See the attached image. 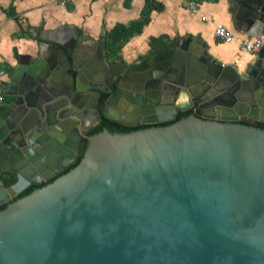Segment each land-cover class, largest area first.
I'll use <instances>...</instances> for the list:
<instances>
[{
	"label": "water",
	"instance_id": "1",
	"mask_svg": "<svg viewBox=\"0 0 264 264\" xmlns=\"http://www.w3.org/2000/svg\"><path fill=\"white\" fill-rule=\"evenodd\" d=\"M233 4L231 25L264 38V0ZM103 39L82 62L43 42L44 69L40 43L38 57L14 52L0 264H264V41L239 71L202 45L191 56L195 38L129 65L110 61ZM101 117L126 126L87 127Z\"/></svg>",
	"mask_w": 264,
	"mask_h": 264
},
{
	"label": "crops",
	"instance_id": "2",
	"mask_svg": "<svg viewBox=\"0 0 264 264\" xmlns=\"http://www.w3.org/2000/svg\"><path fill=\"white\" fill-rule=\"evenodd\" d=\"M10 3L14 7L17 21L6 16L0 9V59L7 74L16 64L14 52L28 54L33 58L38 57L36 52L38 43L41 45L40 53L42 54L40 56L42 62L39 66L42 69L48 66L50 48L43 46V42L58 46L61 44L73 46L76 58L82 62L86 52L100 47L97 42L99 36L104 37V33L116 22L127 23L138 19L146 5L150 6L147 22L120 48L119 55L125 64L129 65L148 53L160 51L151 50L148 44L150 37L159 35L166 37L161 39L162 41H171V45L167 48L172 46L176 38H179L180 45L187 40L184 48L188 46L192 38H195L191 56H197L196 52L202 45L206 53L219 63L230 62L237 57L240 62L239 71L253 61V56L238 52L236 40L221 42L213 35L214 25L221 23L231 30L234 36L245 37L240 29L231 25L230 16L232 14L235 16L240 11L239 5H234L233 0H200V12H211L210 18L206 21H201L197 14L185 10L177 0H71L65 6L57 5L54 0H0V7L5 8ZM19 25L25 30L22 35L18 34ZM29 27L31 31L28 30ZM103 42L105 49V37ZM7 77L8 75H6L5 83ZM157 101L170 102L171 98L158 94ZM109 109L114 110V107L110 106ZM127 114L134 115L127 112L124 116ZM62 141L59 145H62ZM22 157L25 158V156ZM3 161L7 160L1 159L0 164H4ZM27 161L25 159L23 163ZM10 175L15 178L13 168L0 167L2 180Z\"/></svg>",
	"mask_w": 264,
	"mask_h": 264
},
{
	"label": "trees",
	"instance_id": "3",
	"mask_svg": "<svg viewBox=\"0 0 264 264\" xmlns=\"http://www.w3.org/2000/svg\"><path fill=\"white\" fill-rule=\"evenodd\" d=\"M206 1H216V0H206ZM0 9L5 13L6 16L14 19L15 21L18 20V18L16 16V13L14 12V7L12 6L11 3L9 5H7V7H5V8H1L0 7ZM149 11H150V6L146 5L144 7V9H142L140 17L138 19L130 20L127 23L116 22L109 30H107L104 33L105 50H106L107 57L112 59L111 61H121V57L119 55L120 48L128 40V38L131 35H133L134 33L139 32L141 30L142 25L144 23H146L147 20H148L147 15H148ZM24 33H25V30L22 29L21 25H19V33L18 34L22 35ZM163 38H166V37H164V35H159L157 37H150L149 40H148V44H149L150 49L151 50H156V49L157 50H161V49H165L168 46H170L171 45V41H167V40L162 41L161 39H163ZM186 45H187V40L182 42L181 47L184 48ZM105 96H106V94H103L100 99H103ZM104 120H108L110 122L119 124V123H117L115 121H112V120H109V119H106V118H103V117L100 118V122L101 123ZM172 120H169V121H172ZM163 122H165V121H163ZM120 125H123V124H120ZM138 125H145V124H138ZM123 126H126V125H123ZM258 126L261 127V128H264V124L263 123H258ZM73 163H71L69 166H71ZM69 166H67L66 168H68ZM52 177H54V176H52ZM52 177H50V178H52ZM49 179H47V180H49ZM3 181H4L5 184H9V183L14 181V176L10 175L8 178H4ZM44 182H41V183H39L37 185H40V184H42ZM29 186H35V185H29ZM29 186H27L26 188H28ZM23 191H21V192H23ZM2 205L3 204H1L0 206H2Z\"/></svg>",
	"mask_w": 264,
	"mask_h": 264
},
{
	"label": "built area",
	"instance_id": "4",
	"mask_svg": "<svg viewBox=\"0 0 264 264\" xmlns=\"http://www.w3.org/2000/svg\"><path fill=\"white\" fill-rule=\"evenodd\" d=\"M178 4L187 10L190 13L197 14L201 21H206L210 18L211 12L206 11L205 13L200 12V0H177ZM57 5L65 6L66 4L70 3L71 0H54ZM213 35L216 39L221 42H230L236 40L238 43V52L240 54H249L253 56L255 52L259 49L260 45L264 41V38L260 35L255 37H236L234 36L233 32L229 30L226 26L221 23H216L213 29ZM221 65H229L232 66L235 70H238L240 66V62L238 58H233L232 61L221 63ZM6 68L2 64L0 59V106L3 102V91H4V83L6 80Z\"/></svg>",
	"mask_w": 264,
	"mask_h": 264
},
{
	"label": "flooded vegetation",
	"instance_id": "5",
	"mask_svg": "<svg viewBox=\"0 0 264 264\" xmlns=\"http://www.w3.org/2000/svg\"><path fill=\"white\" fill-rule=\"evenodd\" d=\"M109 60H110V59H109ZM102 95H103V93L98 97V103H99L100 101H103V100L106 98V96H107V95H106L103 99H100ZM122 118H123V117H122ZM124 119H126V118H124ZM131 121H133V118L131 119ZM96 122H97L96 120H91V121L87 124V127H88V126H90V127L92 126V129H93V128H95L96 126L100 125V123H101V122H100L99 124H96V125H95ZM117 123H118V122H117ZM119 124H120V123H119ZM138 124H140V123L138 122V123H134V124H131V125H138ZM123 125H124V124H123ZM127 125H128V124H127ZM92 129H91V130H92ZM91 130H90V131H91ZM62 171H63V170H62Z\"/></svg>",
	"mask_w": 264,
	"mask_h": 264
},
{
	"label": "bare ground",
	"instance_id": "6",
	"mask_svg": "<svg viewBox=\"0 0 264 264\" xmlns=\"http://www.w3.org/2000/svg\"><path fill=\"white\" fill-rule=\"evenodd\" d=\"M110 110H112V109H110ZM112 111H113V112H111V114L115 115L114 112H116V111H115V110H112ZM109 112H110V111H109Z\"/></svg>",
	"mask_w": 264,
	"mask_h": 264
},
{
	"label": "rangeland",
	"instance_id": "7",
	"mask_svg": "<svg viewBox=\"0 0 264 264\" xmlns=\"http://www.w3.org/2000/svg\"><path fill=\"white\" fill-rule=\"evenodd\" d=\"M0 179H1V177H0Z\"/></svg>",
	"mask_w": 264,
	"mask_h": 264
}]
</instances>
